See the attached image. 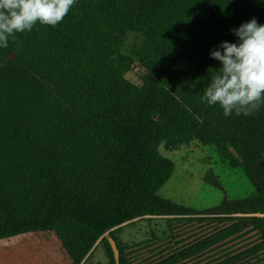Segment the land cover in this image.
I'll list each match as a JSON object with an SVG mask.
<instances>
[{
    "label": "trees",
    "instance_id": "trees-1",
    "mask_svg": "<svg viewBox=\"0 0 264 264\" xmlns=\"http://www.w3.org/2000/svg\"><path fill=\"white\" fill-rule=\"evenodd\" d=\"M252 17L264 24V0H76L61 23L37 22L0 48L1 83H12L25 96L0 121L38 107L72 139L70 147L85 149L96 168L108 169L156 214L173 213L171 202L158 194L173 171L159 144L195 138L212 145L255 187L253 196L223 209L240 214L233 216L234 228L218 236L251 227L264 249V105L252 115L225 117L219 105L200 100L209 68L220 66L210 50L221 41L237 42L230 29ZM128 33L137 41L126 49ZM133 59L143 69L138 84L124 77ZM113 232L119 257L116 262L103 238L106 264H127ZM18 233L0 215V239Z\"/></svg>",
    "mask_w": 264,
    "mask_h": 264
},
{
    "label": "rangeland",
    "instance_id": "rangeland-1",
    "mask_svg": "<svg viewBox=\"0 0 264 264\" xmlns=\"http://www.w3.org/2000/svg\"><path fill=\"white\" fill-rule=\"evenodd\" d=\"M134 41L136 34L128 33L126 49ZM142 72L133 59L124 77L138 84ZM2 78L0 71V114L25 99ZM71 143L38 107L0 121V215L20 229L0 239V264H106L102 239L111 238L112 230L127 264H264L253 228L218 236L234 228L233 216L240 214L226 213L229 202L253 196L255 187L214 146L195 138L159 144L173 171L158 194L171 202L173 213L156 214Z\"/></svg>",
    "mask_w": 264,
    "mask_h": 264
},
{
    "label": "clouds",
    "instance_id": "clouds-1",
    "mask_svg": "<svg viewBox=\"0 0 264 264\" xmlns=\"http://www.w3.org/2000/svg\"><path fill=\"white\" fill-rule=\"evenodd\" d=\"M76 0H0V48H8L17 33L31 31L39 22L56 26ZM237 42L221 41L210 50L220 62L212 69L200 97L202 103L219 105L223 115H252L264 105V24L255 17L230 29Z\"/></svg>",
    "mask_w": 264,
    "mask_h": 264
},
{
    "label": "water",
    "instance_id": "water-1",
    "mask_svg": "<svg viewBox=\"0 0 264 264\" xmlns=\"http://www.w3.org/2000/svg\"><path fill=\"white\" fill-rule=\"evenodd\" d=\"M108 241H109L110 246L112 248V251H113V254H114V257H115V261L117 262V259H118V250L116 248L115 242H114V240L112 238H109Z\"/></svg>",
    "mask_w": 264,
    "mask_h": 264
}]
</instances>
